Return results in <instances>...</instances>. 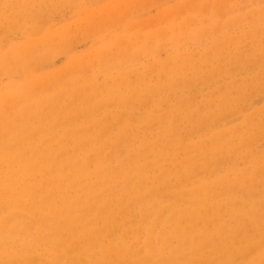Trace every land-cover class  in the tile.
Masks as SVG:
<instances>
[{
  "label": "rangeland",
  "instance_id": "1",
  "mask_svg": "<svg viewBox=\"0 0 264 264\" xmlns=\"http://www.w3.org/2000/svg\"><path fill=\"white\" fill-rule=\"evenodd\" d=\"M0 102V264H264V0H0Z\"/></svg>",
  "mask_w": 264,
  "mask_h": 264
},
{
  "label": "bare ground",
  "instance_id": "2",
  "mask_svg": "<svg viewBox=\"0 0 264 264\" xmlns=\"http://www.w3.org/2000/svg\"><path fill=\"white\" fill-rule=\"evenodd\" d=\"M49 14H50V11H49ZM49 16V15H48ZM86 25V24H85ZM45 40V39H44ZM52 40V39H51ZM46 41V40H45ZM48 41V40H47ZM20 53H18L17 54V56L19 55ZM22 54V53H21ZM17 56H16V58H17ZM20 56V55H19ZM12 57H14L15 58V56L13 55ZM9 59H11V58H9ZM13 59V58H12ZM12 61V60H11ZM10 61V62H11ZM173 76V75H172ZM175 77V76H174ZM177 78H179V77H177ZM176 78V79H177ZM175 79V78H174ZM180 79V78H179ZM169 80H170V78H169ZM151 81H153V80H151ZM187 82V81H186ZM185 82V83H186ZM193 83V82H192ZM191 83V84H192ZM44 84V83H43ZM155 84V83H154ZM153 84V85H154ZM184 84V83H183ZM141 85V84H140ZM156 85H157V83H156ZM176 85V84H175ZM36 86H38V85H36ZM135 87V86H134ZM172 87H173V85H172ZM36 90H37V88H35ZM41 89V88H40ZM133 89H135V88H133ZM137 89V88H136ZM150 89V88H149ZM148 89V90H149ZM33 90V89H32ZM147 90V91H148ZM33 91H35V90H33ZM38 91V90H37ZM143 91V90H142ZM152 92V91H151ZM150 92V93H151ZM26 93V92H25ZM24 93V94H25ZM177 93V92H176ZM30 94V93H29ZM133 94V93H132ZM152 94V93H151ZM27 95H28V93H27ZM27 95H23L22 94V98L24 99V97H26ZM31 95V94H30ZM145 95V94H144ZM143 95V96H144ZM169 95V94H168ZM167 95V96H168ZM171 95V94H170ZM24 96V97H23ZM29 96V95H28ZM60 96V95H59ZM142 96V97H143ZM152 96V95H151ZM31 97V96H30ZM132 97V96H131ZM6 98V97H5ZM10 98H14V96L12 97H10ZM9 98V99H10ZM16 99H17V97H15ZM15 98H14V100H15ZM23 99H20L21 101L23 100ZM28 99H29V97H28ZM27 99V100H28ZM140 99V98H139ZM13 100V99H12ZM144 100V99H143ZM66 101V100H65ZM149 101V100H148ZM7 102V101H6ZM12 102H14V101H12ZM12 102L10 101V104H12ZM128 102V101H127ZM1 103V102H0ZM8 103V102H7ZM131 103V102H130ZM147 103V102H146ZM15 104H16V102H15ZM138 104V103H137ZM211 104V103H210ZM209 104V105H210ZM3 106V105H2ZM7 106H9V103H8V105ZM233 106V105H232ZM205 107V106H204ZM2 108V107H1ZM11 108V107H10ZM97 108V107H96ZM7 110V109H6ZM0 112H2L1 113V115L3 114V112L5 113V112H7V111H3V110H1L0 109ZM8 114H10V113H8ZM36 116V113H28V114H24V115H22V116H20V117H17V120H29V119H31V118H34ZM10 117L8 116V115H3L2 117H0V120L2 119L3 121H7L8 119H9ZM13 122H14V119H13ZM13 122L11 121H8L7 122V124L8 125H10V128H12V124H13ZM14 127V126H13ZM192 127H194V126H192ZM149 128V127H148ZM194 129V128H193ZM135 130V129H134ZM153 130V129H152ZM190 131V130H189ZM185 132H187V131H185ZM181 133H183V132H181ZM180 132H179V134H181ZM189 135V134H188ZM6 137H8V136H4V137H2V138H6ZM72 139H77V138H72ZM1 140V139H0ZM4 143L6 144V146H7V148H11V145L13 144V139H10V138H6L5 140H4ZM78 143H80V140L78 141ZM4 144H3V142L2 141H0V153H1V150H3L4 149ZM181 148V147H180ZM181 153V152H180ZM131 155V154H130ZM220 155V154H219ZM48 156V151L47 152H45V154L42 152V151H37L36 153H35V155H34V157H32L31 159H28V158H25V160H24V164H26V165H28V167H29V170H28V172H26L25 174L24 173H16V175H15V177L13 178V179H10V178H5L3 181H1L0 182V187L4 190L3 191V193H2V198L4 199V200H6V201H9L8 199H7V197H9L10 195H11V191H16L14 194H13V197H12V201L13 200H20V201H22V200H24V197H25V193H28V189H30V190H32V189H34L35 187L36 188H40V186L41 185H39V184H36V183H33V182H31V180L30 181H28V179L27 178H31L32 176H34L35 175V173L41 168V167H46V168H48L47 167V165H46V163H48V160L47 159H45L46 157ZM201 159V158H200ZM186 162V161H185ZM37 164V167L35 168V165ZM178 167V166H177ZM246 182V181H245ZM176 187V186H175ZM92 192V191H91ZM189 193L191 192V191H188ZM178 194V193H177ZM188 194V193H187ZM255 195V194H254ZM177 196V195H176ZM184 196V195H183ZM174 198V197H173ZM176 198V197H175ZM192 198V197H191ZM209 198V197H208ZM246 199H248V198H246ZM147 201V200H146ZM28 204H30V203H28ZM195 204V203H194ZM31 205V204H30ZM12 206V205H11ZM196 208V207H195ZM4 209V208H3ZM137 209V208H136ZM135 209V210H136ZM133 213V212H132ZM137 214V213H136ZM90 215V214H89ZM55 216H58L60 219H62L63 221H65L66 219H65V216L61 213V210H59L56 214H55ZM142 216V215H141ZM149 216V215H148ZM167 216V215H166ZM27 218H28V216H27ZM32 219V218H31ZM128 219V218H127ZM141 222V221H140ZM143 222V221H142ZM141 222V223H142ZM6 223V222H5ZM144 223V222H143ZM4 225V224H3ZM142 225V224H141ZM159 225V224H158ZM7 228V227H6ZM72 228V227H71ZM124 228V227H123ZM158 228V227H157ZM1 229V228H0ZM101 231V230H100ZM150 231V230H149ZM252 234V233H251ZM20 235H21V232H20ZM141 235V234H140ZM145 235V234H144ZM150 235V234H149ZM111 238V237H110ZM116 239H117V237H116ZM140 240V239H139ZM148 240H149V238H148ZM118 242V241H117ZM128 242V241H127ZM150 242V241H149ZM146 243H148L147 241H146ZM116 244V243H115ZM125 244V243H124ZM123 244V245H124ZM148 246V245H147ZM143 247V246H142ZM151 247V246H150ZM149 247V248H150ZM151 251V250H150ZM257 252H258V250H257ZM150 253V252H149ZM147 255H148V253H147ZM147 257V256H146ZM145 257V258H146ZM4 260V259H3ZM147 260V259H146ZM140 261V260H139ZM16 262H18V261H16ZM83 262V261H82ZM4 263V262H3ZM14 263H15V261H14ZM12 264H13V262H12ZM89 264V263H88ZM164 264V263H163ZM166 264V263H165Z\"/></svg>",
  "mask_w": 264,
  "mask_h": 264
}]
</instances>
